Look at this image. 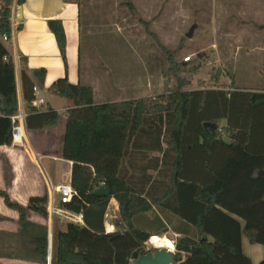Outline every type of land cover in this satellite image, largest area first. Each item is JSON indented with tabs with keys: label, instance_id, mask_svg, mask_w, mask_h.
<instances>
[{
	"label": "trees",
	"instance_id": "1",
	"mask_svg": "<svg viewBox=\"0 0 264 264\" xmlns=\"http://www.w3.org/2000/svg\"><path fill=\"white\" fill-rule=\"evenodd\" d=\"M11 5L12 0H0V147L11 144L12 117L19 103L13 59L1 40L11 35ZM48 26L65 62L61 24L50 21ZM44 75V70L34 72L39 82ZM21 81L26 128L56 126V111L30 107L32 92L28 95L25 88L29 83L32 90L33 83L24 72ZM214 88L103 105L94 104L90 86L71 84L67 77L48 88L50 95L71 106L61 158L72 163L70 186L75 195L64 208L83 217L82 226L66 223L54 233L50 264H130L148 252L145 243L151 237L135 229L132 220L149 212L151 205L131 194L118 175L130 137L144 129L168 140L175 158L165 198H174V214L198 234L196 241L183 237L175 242V264H251L239 248V223L231 216L243 222L242 233L250 244L264 246V90H243L233 83ZM219 120L225 121L220 130L205 133L203 124ZM101 184L111 197L91 196ZM109 198L119 205L123 232L104 231ZM0 199L18 215L19 248L25 254L4 249L2 256L46 263L47 228L30 222L29 213L46 218L47 195L30 197L25 207L1 189Z\"/></svg>",
	"mask_w": 264,
	"mask_h": 264
},
{
	"label": "rangeland",
	"instance_id": "2",
	"mask_svg": "<svg viewBox=\"0 0 264 264\" xmlns=\"http://www.w3.org/2000/svg\"><path fill=\"white\" fill-rule=\"evenodd\" d=\"M77 1L81 69L102 79L109 70V101L145 93L159 97L177 90L226 88L230 83L239 89L264 90V0ZM2 168L5 187L0 189L16 202L11 196V165L4 157ZM19 176L28 182L15 188L14 196L18 194L21 202L16 203L25 207L31 194L48 197L49 187L32 166ZM106 212L109 222L108 207ZM29 220L44 223L51 239L69 223L62 218L49 220L48 214L43 218L29 213ZM17 231V213L0 199V264H46L2 256L4 249L25 256Z\"/></svg>",
	"mask_w": 264,
	"mask_h": 264
},
{
	"label": "crops",
	"instance_id": "3",
	"mask_svg": "<svg viewBox=\"0 0 264 264\" xmlns=\"http://www.w3.org/2000/svg\"><path fill=\"white\" fill-rule=\"evenodd\" d=\"M12 0L11 17L15 23V29L11 32V40L5 46L11 54L14 62V73L17 87L18 100H22L21 74L24 72L40 91V97L45 104L39 111L51 108L57 112L59 120L56 126L40 130H28L26 128V143L22 148L10 146L0 147V188L5 187L3 177L2 158L7 159L11 165L13 181L11 182V196L16 202H20L19 195L14 196L16 187L26 185L23 176L19 174L27 172V167H33L43 178L46 186L54 189L70 183L72 163L61 158V150L67 120L69 103L59 97L48 93V88L58 79L67 77L71 84L90 86L93 90V102L95 105L112 104L149 98L153 95L146 94L129 98L109 101V70L102 79L97 73H84L80 64V7L75 0H24L21 5ZM56 21L61 24L65 35V62L63 61L55 36L50 31L48 23ZM44 70L42 81H38L34 72ZM216 88H196L187 91H201ZM244 90V89H243ZM25 91L28 95L32 90L27 83ZM213 124V123H212ZM217 130L224 125V120L216 124ZM23 150V151H22ZM29 156V163L27 157ZM33 155V158L30 156ZM175 154L168 145V140L157 133L146 129L133 133L127 144L125 153L120 161L118 175L126 183L131 194L140 196L151 205V210L133 217L132 224L135 229L147 233L152 237H165L173 244L183 237L196 241L197 231L189 223L178 219L173 208L176 204L174 198L167 196L171 187V176ZM37 175V174H36ZM46 179V180H45ZM14 189V190H13ZM43 194H31L27 197L42 196ZM55 203L58 194L52 193ZM109 222L107 212L103 218L104 231L107 225L114 232H123L124 224L120 220L119 205L109 198ZM107 210V209H106ZM239 223V248L247 256L251 264H260L264 259V249L255 247L249 243L242 233L243 222L231 216ZM43 225L44 223H35ZM100 226L98 223L97 227ZM62 230V229H59ZM150 240V239H149ZM210 241L211 239L208 238ZM149 242V241H148ZM148 242L145 245H149ZM257 255L255 261L254 256ZM184 259V257H183Z\"/></svg>",
	"mask_w": 264,
	"mask_h": 264
},
{
	"label": "built area",
	"instance_id": "4",
	"mask_svg": "<svg viewBox=\"0 0 264 264\" xmlns=\"http://www.w3.org/2000/svg\"><path fill=\"white\" fill-rule=\"evenodd\" d=\"M9 24H10V30L12 32V30L15 29L14 27L15 23L11 16L9 18ZM1 40L3 43H9L11 40V35L10 37L5 35L1 38ZM44 104L45 102L40 97L39 89L37 87H33L32 88V100L30 102V107L33 108L34 110L39 111L40 108ZM26 114L27 112H26L25 106L22 100L19 99L18 112L15 116L12 117L13 129H12L10 145L14 147L22 148L26 143V126H25ZM102 186L104 185L101 184V187ZM53 192L58 194L57 203H55L53 199V195H52ZM74 195H75V192L70 186V183L61 185L54 189H50L49 196L47 199V204H46V211H47L49 220H52L53 218H58V219L62 218L69 223L82 226L83 225L82 214L81 213L75 214L64 208V205L70 203ZM105 233L108 234L109 232L105 230ZM47 248H48V251H47V256H46V262L50 264L51 250H52V239L50 235H49V238L47 236Z\"/></svg>",
	"mask_w": 264,
	"mask_h": 264
},
{
	"label": "water",
	"instance_id": "5",
	"mask_svg": "<svg viewBox=\"0 0 264 264\" xmlns=\"http://www.w3.org/2000/svg\"><path fill=\"white\" fill-rule=\"evenodd\" d=\"M194 29V26L190 28L186 35L188 39L192 38ZM203 128L207 134H212L217 130V127L212 123L203 124ZM91 196L96 198H108L111 197V191L107 186H102L93 191ZM46 264L48 263L46 262ZM130 264H175V258L172 251L164 248H155L154 251H148L146 254L132 260Z\"/></svg>",
	"mask_w": 264,
	"mask_h": 264
},
{
	"label": "bare ground",
	"instance_id": "6",
	"mask_svg": "<svg viewBox=\"0 0 264 264\" xmlns=\"http://www.w3.org/2000/svg\"><path fill=\"white\" fill-rule=\"evenodd\" d=\"M114 229V228H113ZM112 227H110L109 225H107V231L111 232ZM148 244L153 247V248H164V249H168L170 251L174 250V244L170 239H167L165 237H152L150 238Z\"/></svg>",
	"mask_w": 264,
	"mask_h": 264
}]
</instances>
